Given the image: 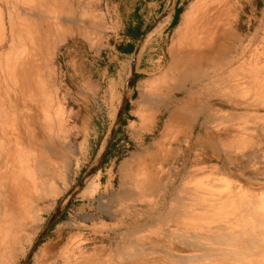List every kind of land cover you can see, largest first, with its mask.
<instances>
[{
  "label": "rangeland",
  "instance_id": "1",
  "mask_svg": "<svg viewBox=\"0 0 264 264\" xmlns=\"http://www.w3.org/2000/svg\"><path fill=\"white\" fill-rule=\"evenodd\" d=\"M33 1L39 10L46 5V22L42 23V15L33 14L24 24L33 27L34 35L43 25L47 29L49 24L52 26V35L49 38L41 35L36 43L38 47L48 45L41 53L51 74L46 92L48 95L52 92L50 95L69 119L67 127L71 132L63 134L55 130L52 140H44L43 144V129L37 122L36 129L29 133L36 138L33 154L39 153L47 161L41 175L35 170L38 175L35 185L44 189L46 198L37 197L28 178L19 184L13 177L12 186L16 183L20 188L16 193L11 181L10 188L4 187L9 178L0 177V207L7 208L0 215V221L4 220L0 222V247L8 252L13 247L20 251L12 264H25L35 246L26 264H35L48 245L53 259L74 236L82 238L89 253L96 250L105 256L100 264H173L161 252L160 256L152 253L138 262L116 263V257L125 245L119 233L125 232L129 225L136 228V223L139 228L154 227L149 237L163 248L183 256L192 253L167 232L161 234V224L150 220V226H145L149 220L144 218L149 214V206L160 205L161 209L172 202L169 199L177 195L179 185L186 180L184 175L206 167L201 174L215 170L248 187L262 184L264 191L263 129L246 134L247 139L242 136L236 140L240 133L234 125L242 127V105L228 104L226 96L219 95L222 91L214 90L209 71L213 65L209 62L203 66L191 50L187 17L197 0ZM24 2L0 0L4 22L11 18L16 30L25 14ZM233 2L238 15L233 28L237 35L232 43L219 42L218 52L223 51L225 44L237 45L239 35L246 42L263 18L264 0ZM131 33L138 36H130ZM43 88L42 85L33 91L34 102L39 103L33 111L40 117L44 116L46 106ZM4 105L6 116L10 111L13 113L15 107ZM10 119L7 121L14 127L25 129L24 122ZM22 119L26 121L24 116ZM33 124L34 121L31 125L27 123L29 127ZM242 147L247 153L260 154L242 158V154L225 153ZM126 163L136 167L142 164L146 183L157 187L145 191L149 202L144 203V208L138 210L130 204L131 217L126 224L116 227V221L101 210L100 202L118 193L121 164ZM200 181L204 185L213 184L207 179ZM149 196L156 198V202ZM139 215L143 217L135 219ZM91 216L95 218L93 221L85 220ZM8 261L1 259L0 264Z\"/></svg>",
  "mask_w": 264,
  "mask_h": 264
},
{
  "label": "bare ground",
  "instance_id": "2",
  "mask_svg": "<svg viewBox=\"0 0 264 264\" xmlns=\"http://www.w3.org/2000/svg\"><path fill=\"white\" fill-rule=\"evenodd\" d=\"M27 1L23 3L25 14L20 18L22 23H20L21 27L18 26L19 30H16L11 18L7 23L4 22L0 7V134H2L0 144L3 148L0 177L9 178L4 182L6 188H10L9 182H12L13 177L19 184L28 178L36 189L37 197L40 198L45 197L46 193L42 187L37 188L35 182L38 181L37 176L41 175V170L46 167L47 161L39 153L33 154L34 149L36 150L34 147L36 138L29 133L32 128L36 129L34 125L37 122L43 129L41 130V144H43L44 140L46 142L52 140L55 130L63 134H70L71 130L67 127L69 119L65 118V113L60 110L54 96H51L52 92L51 95L46 92L50 87L51 74L41 58V53L48 48V45L43 47L39 44L38 47L36 43L41 35L46 38L52 35V26L49 24L47 29L43 25L45 31L43 27L41 31L38 28L34 35L31 30L33 27L27 23V28L24 24V20L29 22V15L33 14L42 15L44 20L42 23L46 22V5L39 10L33 0ZM234 8L233 0H197L188 14L187 26L190 30L188 35H190L191 50L195 53V57H198L203 66L208 65L209 62H211L209 65H213L209 71L211 84L214 83L216 86L214 90L222 91L219 95H225L228 104L237 107L242 105V127L234 125L240 133L235 136L237 140L242 136L246 138V134L251 131L255 133L259 128L264 131V114L261 115V112H264V12L259 26L246 42H243L242 36L239 35L237 45L229 47L225 44L222 47L223 51L218 52L216 47L219 42L226 40L232 43L233 37L237 35L233 29L238 19ZM228 51L232 54H228ZM198 69L201 70L199 66ZM42 85L46 106L44 116L40 117L33 111L34 107L39 105L34 102L33 91H38ZM240 99L241 103H239ZM6 103L15 107L13 113L10 111L7 116L4 112ZM182 109L183 107L180 108ZM22 115L26 121L22 119ZM10 117L12 120H18L17 122H24L25 131L21 126L14 127L11 121H7L11 120ZM33 121L34 124L29 127L27 123L31 125ZM225 153L229 156L242 154V158L251 154L256 156L260 154L258 151L247 153L244 147L242 150L239 148L225 150ZM141 165L136 167L132 163L121 164L120 190L114 197H106L100 202L101 210L110 219L116 221L114 225L116 227L119 224H126V219L131 217L130 204L138 210L144 208V203L149 202L145 191L157 187V184L146 183ZM199 168L189 176L184 175L186 180L183 179L184 181L179 185L175 198L169 199L172 201L169 205H163L161 209L160 205L149 206V214L144 217L149 220L145 222V226L149 225L150 220L161 224L160 227L158 225L162 230L161 234L167 232L168 236L186 246L192 253L183 256L163 248V245L156 244L149 237L154 227L139 228L136 223V228H131L129 225L125 232L120 231L119 236L122 239L120 240L125 245L121 255L116 257V263L123 260L137 261L140 258H147L152 253L160 256L161 252L162 257H167L173 264H264L262 184L248 187L215 170L208 175L201 174V171L205 172L207 168ZM203 179L213 184L204 185L200 181ZM13 184L14 182L10 186L15 188L17 193L19 187L17 188L16 183L12 186ZM151 197L150 200L155 199L156 202V198L151 199ZM6 205L7 203L4 202L2 206ZM3 210L0 207V215L5 213L7 208L4 212ZM142 217L139 215V218L135 217V219L139 220ZM94 219L93 216L85 218L90 221ZM1 239L0 237V242ZM82 242L81 237H72L53 259H50L51 246H45L41 251L40 259L35 264H100L105 261V256L97 253L96 250L89 253ZM11 250L12 254L9 253ZM11 250L8 252L0 247V261L8 258L6 264H12L15 260L14 256L20 255V251L15 247Z\"/></svg>",
  "mask_w": 264,
  "mask_h": 264
},
{
  "label": "water",
  "instance_id": "3",
  "mask_svg": "<svg viewBox=\"0 0 264 264\" xmlns=\"http://www.w3.org/2000/svg\"><path fill=\"white\" fill-rule=\"evenodd\" d=\"M97 168H98V166L94 167L93 170H92V171H91V172L85 177V180H86L87 178H89V177L91 176L92 172H94ZM82 182H83V181H82ZM55 219H56V217L52 219V221L50 222L49 226L54 222ZM39 242H40V240H38L37 245L39 244ZM35 249H36V246L33 248L32 252L30 253V256L27 258L25 264H26L27 261L30 259L31 255H32V253L34 252Z\"/></svg>",
  "mask_w": 264,
  "mask_h": 264
},
{
  "label": "crops",
  "instance_id": "4",
  "mask_svg": "<svg viewBox=\"0 0 264 264\" xmlns=\"http://www.w3.org/2000/svg\"><path fill=\"white\" fill-rule=\"evenodd\" d=\"M190 95V94H189ZM1 135V134H0ZM5 138V137H4ZM2 155H3V148L1 147V144H0V170H1V160H2ZM157 163H155L156 165Z\"/></svg>",
  "mask_w": 264,
  "mask_h": 264
},
{
  "label": "trees",
  "instance_id": "5",
  "mask_svg": "<svg viewBox=\"0 0 264 264\" xmlns=\"http://www.w3.org/2000/svg\"><path fill=\"white\" fill-rule=\"evenodd\" d=\"M130 36H134V37H136V36H138V34H130ZM129 50H127V51H125V52H128Z\"/></svg>",
  "mask_w": 264,
  "mask_h": 264
}]
</instances>
